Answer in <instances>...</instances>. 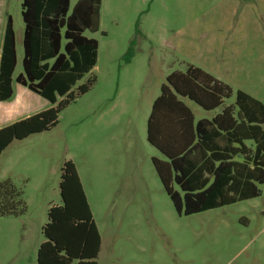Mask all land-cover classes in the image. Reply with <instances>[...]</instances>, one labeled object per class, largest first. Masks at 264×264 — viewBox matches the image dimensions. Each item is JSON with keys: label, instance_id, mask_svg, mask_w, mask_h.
Segmentation results:
<instances>
[{"label": "rangeland", "instance_id": "obj_1", "mask_svg": "<svg viewBox=\"0 0 264 264\" xmlns=\"http://www.w3.org/2000/svg\"><path fill=\"white\" fill-rule=\"evenodd\" d=\"M78 0H70L69 12ZM21 0H0V51L13 21L22 72ZM95 78L52 129L13 141L0 154V182L23 192L25 213L0 218V264H35L49 207L61 205L65 161L78 173L100 235L97 264H264V183L256 198L178 216L151 163L164 157L146 140L160 86L192 65L264 105V0H101ZM129 54H131L129 56ZM0 127L51 105L12 84ZM195 120L207 112L183 100ZM8 104V105H6ZM218 112V111H216ZM2 125V126H1Z\"/></svg>", "mask_w": 264, "mask_h": 264}, {"label": "trees", "instance_id": "obj_2", "mask_svg": "<svg viewBox=\"0 0 264 264\" xmlns=\"http://www.w3.org/2000/svg\"><path fill=\"white\" fill-rule=\"evenodd\" d=\"M101 0H21L22 72L17 65L13 21L7 16L0 51V102L13 96L12 84L26 88L51 105L45 111L0 129V154L13 142L48 131L58 115L95 83L96 33ZM131 54H129L130 56ZM232 89L192 65L174 71L160 86L146 124V140L164 159L151 158L156 175L178 216H190L256 198L264 183V105L242 91L226 104ZM183 100L204 111H218L195 121ZM61 205L49 207L35 264H97L100 235L74 164L61 168ZM23 192L0 182V218L25 211Z\"/></svg>", "mask_w": 264, "mask_h": 264}, {"label": "crops", "instance_id": "obj_3", "mask_svg": "<svg viewBox=\"0 0 264 264\" xmlns=\"http://www.w3.org/2000/svg\"><path fill=\"white\" fill-rule=\"evenodd\" d=\"M21 41H22V39H21ZM8 102V101H7ZM6 105H8V104H6ZM217 112L216 111H214V114H213V116L216 114ZM12 115H14V106H10V107H8V108H6V109H4L3 111H0V122L2 121V119H4V118H8V117H11ZM194 116V115H193ZM212 116V117H213ZM27 117H30V116H25L23 119H25V118H27ZM211 117V118H212ZM195 118V117H194ZM20 120H22V119H20ZM17 121H19V120H14V121H12L10 124H12V123H14V122H17ZM196 121V120H195ZM198 121V120H197ZM10 124H8V125H10ZM8 125H5V126H2V127H0V129L1 128H3V127H6V126H8ZM49 209V208H48ZM48 211V210H47ZM41 244V243H40Z\"/></svg>", "mask_w": 264, "mask_h": 264}]
</instances>
